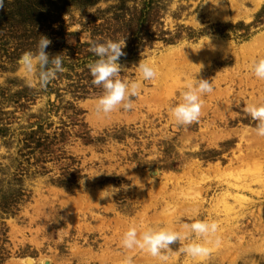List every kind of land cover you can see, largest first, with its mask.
Returning <instances> with one entry per match:
<instances>
[{
	"label": "rangeland",
	"instance_id": "1",
	"mask_svg": "<svg viewBox=\"0 0 264 264\" xmlns=\"http://www.w3.org/2000/svg\"><path fill=\"white\" fill-rule=\"evenodd\" d=\"M27 1L0 7V264H161L121 248L130 223L185 237L166 264H264V137L242 111L264 99L249 71L264 56V0H69L61 16L21 22ZM42 34L64 71L29 88L17 60ZM107 39H124L121 79L140 94L105 115L87 64L89 43ZM141 59L155 82L140 79ZM196 76L213 92L198 121L177 125L169 109ZM190 217L218 225L206 256L182 251Z\"/></svg>",
	"mask_w": 264,
	"mask_h": 264
},
{
	"label": "clouds",
	"instance_id": "2",
	"mask_svg": "<svg viewBox=\"0 0 264 264\" xmlns=\"http://www.w3.org/2000/svg\"><path fill=\"white\" fill-rule=\"evenodd\" d=\"M206 2L208 0H205ZM211 2L213 3V0ZM4 5L5 0H0V7ZM50 43L47 36L40 35L35 49L23 52L17 60L21 77L29 88L44 89L57 73L64 71L61 54L50 57L45 51ZM124 44V39L123 41L107 39L103 42L89 43V51L95 56V59L87 64L92 77L91 83L102 89L94 102V111L97 114L107 115L119 108L124 111L133 110L132 100L140 94L139 82L121 79L122 66L118 61L121 56L125 55L122 51ZM199 49L193 50L198 51ZM136 69L141 80L155 82L158 72L152 61L141 59ZM249 71L255 78L264 81V56L251 60ZM212 92L213 85L209 79L197 76L195 79H187L179 91L178 102L169 109L170 118L180 126H187L198 121L203 105L202 96ZM242 111L255 122V135L264 137V99L252 103L244 100ZM113 194L105 189L99 192V197L100 199L110 198ZM182 227L193 236L187 244L183 245L182 251L192 258L206 256L209 252L206 245L210 243L211 238L216 236L218 225L206 219H192L191 223H185ZM184 238L167 225L145 226L141 224L138 227L135 223H130L122 232L119 243L126 252L138 249L151 257L158 258L161 264H166L168 257L162 254V251L169 250L170 245ZM216 243H219L218 238H216ZM26 264H33V262L29 260ZM121 264H133L132 256L126 254Z\"/></svg>",
	"mask_w": 264,
	"mask_h": 264
},
{
	"label": "trees",
	"instance_id": "3",
	"mask_svg": "<svg viewBox=\"0 0 264 264\" xmlns=\"http://www.w3.org/2000/svg\"><path fill=\"white\" fill-rule=\"evenodd\" d=\"M91 1L94 2L95 0ZM27 2L28 4L24 5L25 10H15V13H18V15L23 16V20H20L21 22H27L24 19H31V21L42 20L45 12L47 13V16L44 17V19H46L47 21L52 18V15H63L67 11V7L69 5V0H29ZM12 35L14 36V38L16 37L15 33Z\"/></svg>",
	"mask_w": 264,
	"mask_h": 264
}]
</instances>
